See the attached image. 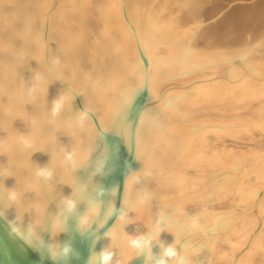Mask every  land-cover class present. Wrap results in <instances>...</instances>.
I'll return each instance as SVG.
<instances>
[{
  "label": "bare ground",
  "instance_id": "obj_1",
  "mask_svg": "<svg viewBox=\"0 0 264 264\" xmlns=\"http://www.w3.org/2000/svg\"><path fill=\"white\" fill-rule=\"evenodd\" d=\"M204 71L209 82L264 81V0H0V264H93L104 249L114 252L113 264H150L129 241L155 235L158 223L153 254L163 242L175 245L186 264L208 257L198 246L200 229L188 227L203 212L195 207L197 195L182 171H171L193 158L187 148L200 136L191 129L198 113L240 110L254 126L264 105L235 95L209 99L205 111L196 104L204 112L190 108L193 82ZM59 97L65 102L53 116ZM228 123L234 128L241 121ZM230 153L241 165L244 154ZM41 167L52 175H37ZM232 174L237 182L242 167ZM174 188L181 190L178 197L171 196ZM9 189L19 194L16 202L7 199ZM262 196L264 188L257 189L248 204L231 208L240 219L256 214L247 244L263 218ZM178 198L188 202L185 224L176 218ZM68 199L77 205L71 213ZM180 225L187 228L178 238ZM53 241L71 242L68 260L49 256ZM245 248L235 247L224 264H244L239 255Z\"/></svg>",
  "mask_w": 264,
  "mask_h": 264
},
{
  "label": "rangeland",
  "instance_id": "obj_2",
  "mask_svg": "<svg viewBox=\"0 0 264 264\" xmlns=\"http://www.w3.org/2000/svg\"><path fill=\"white\" fill-rule=\"evenodd\" d=\"M258 66L261 67V64H259ZM206 73L207 72L204 71V74L202 75L203 77H199V78L197 77V79H195L193 82V85H194L193 88L195 87V84L197 85L196 86L197 88L196 87H195L196 89L194 88L196 91H194V89H192L191 95H193V96H190V100L187 101V104L192 105V106H189L190 108L193 106L195 107L197 105H200L203 107V110H204V106L207 104V102L209 104V102L212 101V99L213 100L215 99V103H216V99H218L217 102L219 103L220 97L222 100L224 99V97H226L224 99L226 101L228 98L235 99L234 98L235 95L236 96L238 95L237 97L239 99L242 97L241 100H243L245 102L250 101V100H258L259 106L264 105V86L261 85V87H260V85H258V87H260V88H258L252 84L253 82H254V84L255 83L264 84V81L263 82L261 81L262 83L261 82L259 83V80H258V82L257 81L255 82V81H253V79H251L252 81H250V78L244 79L241 83L239 82L240 84L236 83V86H238L237 90H236V88H235L236 86L233 85L235 83H233L231 81H229L230 83H226L228 81L227 80L224 81L225 79H223V78H222L223 81L221 78H217V80H214L215 82L214 81L209 82V80H205L206 78H209L208 74H206ZM201 78H204L205 81H203V82L205 83V85L203 84V82H202V84H201V82L198 83V81H202V80H200ZM206 81L209 84V87H210L212 82L214 83L213 86L211 85V87H213V90H212V88H209L207 86L208 84L206 85ZM219 81L223 84V86L227 87V90L229 92L225 89L226 87H223ZM198 84H199V86L201 84V86H200L201 88L198 86ZM227 84L230 87L227 86ZM231 84L234 87H232ZM250 84H252V88H250L251 90L248 89L251 86ZM257 84H256V86H257ZM215 86L217 89H219L220 92H221V90H222V92H225V90H226V94H224L222 92H221L222 94L220 92L218 93V90L215 91L216 90ZM240 86H242V88H240ZM198 87H199V89L203 90L202 93H201V90L198 89ZM232 88L233 89L235 88L234 91ZM238 88H240V89H238ZM257 88L261 89V90L258 91ZM243 89H245V90H243ZM253 89H255L256 91ZM246 90H248V91H246ZM210 91H211V94L207 98L206 94L210 93ZM192 92L195 94H193ZM231 93H233V94H231ZM219 94H221V95H219ZM229 94H231V95H229ZM211 95L213 97H211ZM240 95H241V97H240ZM197 96L199 98L196 99ZM204 96H206L207 99ZM201 97H202V99L204 98V100L201 99V101H199ZM191 99H193L194 101ZM209 99H210V101H209ZM212 102H214V101H212ZM212 102H210V103H212ZM200 106L195 107L196 110L198 108H200ZM198 110H199V112L203 111L201 108ZM208 110H210V112H208L207 110H206L207 111L206 112L204 110L205 111V112L203 111L204 113H198L199 115L196 116L197 117L196 119H198V120H197L196 124H193V127H194V125H195V127L191 128V129H193L194 131H197L200 134V136H195V138H192V139H193V141L194 140L196 141L197 137L200 138L202 131H205V132L210 131V133L208 132L206 134L204 132L202 134L201 138H203V139L205 138L204 141H202L203 139H197V141H199V140L201 141V144L196 143L197 141L196 142L194 141V143L197 145L191 144V141H192L191 140L190 141V144H191L190 149H189V146L187 145L188 146L187 151H189L187 154L191 153L193 155L192 156L190 154V157L191 158L193 157L192 160L189 162H186L184 160L178 161L176 163V165H174V167H173V170L174 169L175 170L171 171L172 173L175 172L174 175H177L178 173H179L178 175H181L180 171H182L183 174L181 176H184V178L185 177L189 178L190 183H189V185L187 184V188L191 189L192 194L195 193V195H197V196H194V201L197 202L195 207H197L198 209H202V211H203V212L201 211L202 212L201 215H199L197 217V219L195 221H193L188 226V227L197 226L198 229H200L201 239H200V243L198 244V246L201 247L203 245L202 248L204 249V250H202L204 252L202 254L201 253L200 254L202 256L208 255V257H206L202 261H201V259H199L200 262L198 264H224L225 260L227 259V256H229L230 252L237 250V249H235V247H237V246L242 247V248H243V246L247 247V248H245L244 253L239 255V260L241 262H243L244 264H248V263L261 264V263H264V196L261 197L260 202H259L261 204V205H259V207H262V209L259 208L261 210L259 212L262 213L263 218H260V220L258 221V223L256 225L257 226V231H256L257 233H256L255 240L252 243L247 244L245 242V238L248 235V233H249L248 230H250V227H252V224H254V222H256V214L251 212L252 214L249 213V215L247 217L240 219V217L237 218L238 213H237V210H235L238 208L237 206H239L240 204H244L247 202L249 203L252 196H253L254 191H256L257 189H260V188H264V140H263L264 139L263 138L264 137V112H263V115L262 114L260 115L258 113L255 115L256 117H258V125H254L255 126L254 127L251 125V122H249V120L246 122V118L248 116H245V114H243V112H240V110H238L239 112L237 111L234 114L228 113L226 111H223V110L217 109V108H211ZM258 110H260V109H258ZM203 115H205V116H203ZM208 116H210V117H208ZM237 116H239V117L237 118ZM243 117H245V119H244L245 122H242ZM233 119L234 120L237 119L238 123L241 121V123H239L240 125L235 123V127L234 128L231 127L228 122H229V120H233ZM218 120H221V122L220 121L218 122ZM199 121H201V122H199ZM196 127H197V129H196ZM248 127H249V129H248ZM251 130H253V131L251 132ZM198 133H196V135H198ZM240 133H244V135L240 134ZM215 135L217 136V138ZM248 135L251 137H250V140H247V141L248 142L251 140L252 141L247 144V142H246V140H244V138ZM204 136H206V137H204ZM211 136L212 137L214 136L213 138H215V139L211 138ZM221 136L223 138H220ZM208 138H210V139H208ZM218 138L220 139V141H218L219 140ZM251 138H253V139H251ZM223 140H224V142L227 141V144L230 148L227 146L222 147V144L225 145ZM205 141H208V143L206 142L207 144H205L204 143ZM215 142H216V144H214ZM202 143H204V144H202ZM198 144H200V145H198ZM193 145L195 147H198V148L201 147V148H203V150L202 151H201V149L196 150L197 148L193 149L192 148V147H194ZM241 146H242V148H239ZM246 146L247 147L250 146V148L251 147L252 148L248 150L246 148ZM256 146H257V148H256ZM221 147H222V150H221ZM224 147L227 149V150L225 149L226 152H224ZM213 149H214V151H213ZM194 150L197 151V154L192 152ZM231 150H232L233 154H236V152L239 153V155L244 154L242 156L244 161H242L241 165H240V161H237L235 163L234 160H231L232 159L231 158L232 154L230 153ZM258 150H260V152ZM198 151L201 153H199ZM204 151L206 153H204ZM221 151L225 154L227 152H229V153L227 156H225ZM209 152L210 153L212 152V153L209 154ZM203 153L206 154V156L203 157V155H204ZM194 154H195V156H194ZM200 155H202V156L199 157ZM209 155H211V156H209ZM212 155H214V156H212ZM259 155H262V156H259ZM197 156L199 158L198 160H196ZM194 157H195V159H194ZM207 157L211 160H208ZM211 157H214L213 158L214 160ZM202 158L204 160L199 162V160H201ZM225 158H230V159L223 161V159H225ZM219 159H222V160H219ZM206 160L208 161L210 166L207 164V162H205ZM210 161H211V163H210ZM246 161H247V163H246ZM190 162L191 163L194 162L195 164L193 163V165H192ZM186 163H190L189 164L190 166L187 165ZM178 164H180V165H178ZM198 164H200V165H198ZM206 164H207L208 168L206 167ZM196 166H198L197 167V168H199L198 170H194V168H196ZM253 166H254V168H253ZM189 167H190V170H188ZM241 167L243 169L244 175L241 177V179H238L237 182L236 181L234 182L235 177L233 179H231V177L234 176L232 173L240 170ZM250 168H251V170H250ZM209 171H210V173H209ZM186 173L188 174V176L186 175ZM207 173L209 176H207ZM189 175H190V177H189ZM199 176L201 179H204L206 181L203 180V183H202V180H201V182L200 181L198 182ZM192 178H193V180H191ZM193 184H196V185H193ZM201 185H203V186H201ZM180 191L181 190L174 188L171 192V196L172 197H175V196L178 197L179 196L178 194L180 193ZM249 194H250V196H249ZM247 197L249 198V201H247L248 200ZM195 198H199V199H195ZM186 200L187 199L181 198V199H179V201L177 200L176 204L174 205L176 218L179 222L182 221V224H185L188 222L186 220L184 221V219H183L184 218V210L188 204V202ZM207 200H208V202H207ZM261 201H262V203H261ZM233 205L235 206V209L232 210L231 208L234 207ZM164 211L167 213V210H164ZM186 228L184 226L180 225V228L178 231V238H179V235L182 233V231H184ZM243 239H244V241H243ZM204 244H206V245H204ZM246 244H247V246H246ZM191 249L192 248H189L188 246H186L187 252H190ZM204 257L205 256H203V258Z\"/></svg>",
  "mask_w": 264,
  "mask_h": 264
},
{
  "label": "clouds",
  "instance_id": "obj_3",
  "mask_svg": "<svg viewBox=\"0 0 264 264\" xmlns=\"http://www.w3.org/2000/svg\"><path fill=\"white\" fill-rule=\"evenodd\" d=\"M64 98L59 97L58 99L54 100L52 102V114L53 116L57 115L58 112L62 109L64 105ZM37 175L43 176V177H50L52 175V172L46 168L41 167L39 171L37 172ZM19 198V194L13 190L9 189L7 199L10 202H16ZM66 208L65 210L68 213L73 212L77 205L76 203L71 200H65L64 201ZM121 220H124V215L122 214L120 216ZM86 218H82L81 223L85 222ZM160 232V226L159 223L156 226V233L155 235L149 234V235H139L135 238H131L129 241L130 247L135 250V252L139 254H145L150 258V264H186L185 260L178 259V251L175 247V245H165L163 242H159V253L153 254L152 248L155 246L153 244V241L156 240L157 236ZM109 235H112V233H108ZM73 246L71 242H65V243H59L56 241H53L48 246V254L52 258H63L65 260H68L70 256L73 254ZM113 257L114 252L111 249H104L102 250L98 256L96 257V260L93 261V264H96L98 261V264H113ZM116 264H120L119 261H116Z\"/></svg>",
  "mask_w": 264,
  "mask_h": 264
}]
</instances>
